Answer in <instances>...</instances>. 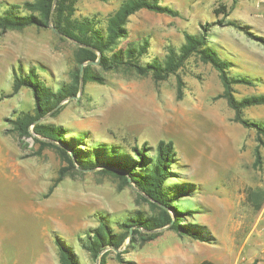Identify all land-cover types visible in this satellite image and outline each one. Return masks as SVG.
Here are the masks:
<instances>
[{
    "label": "rangeland",
    "instance_id": "1",
    "mask_svg": "<svg viewBox=\"0 0 264 264\" xmlns=\"http://www.w3.org/2000/svg\"><path fill=\"white\" fill-rule=\"evenodd\" d=\"M0 0V13L12 3ZM126 0H77L75 16L93 17L106 31L108 18ZM179 15L141 9L132 14L116 49L140 48L149 40L140 62H165L171 49L179 52L186 33L209 28L212 46L231 61L230 74L248 75L253 84H234L236 96L264 94V0H159ZM223 3L229 15L215 13ZM26 12V11H24ZM236 21L234 25L218 24ZM78 46L61 38L53 26L0 29V264H62L60 246L71 249L81 264H198L212 258L220 264H264V204L257 211L248 201L251 189H264V135L234 120L235 111L221 96L224 86L211 64L192 54L177 72L162 80L150 73L120 67L105 71L103 80L83 82L78 97L63 100L40 119L63 128L65 140L84 150L121 149L147 143L155 149L162 139L174 142L177 157L172 190L183 189L178 206L192 211L190 223L205 240L181 235L167 227L147 242L108 248L96 258L84 247L87 234L104 216L119 231L137 210L158 215L134 185L94 170L69 173L57 148L39 150L32 137H22L12 118L33 109L34 94L23 87L13 93L16 68L36 66L57 88L72 81L79 64ZM180 80L182 83L180 84ZM59 108H61L59 111ZM246 117L264 123V104L245 109ZM32 125L30 128L33 129ZM178 188V189H176ZM173 217L176 213L171 210Z\"/></svg>",
    "mask_w": 264,
    "mask_h": 264
},
{
    "label": "trees",
    "instance_id": "2",
    "mask_svg": "<svg viewBox=\"0 0 264 264\" xmlns=\"http://www.w3.org/2000/svg\"><path fill=\"white\" fill-rule=\"evenodd\" d=\"M77 0H26L21 3H12L0 13L1 31L23 29L29 26L47 28L53 24L54 29L61 38H71L78 46L77 59L79 64L87 62L82 72L80 65L72 73V81L55 88L49 85L37 71V67H31L27 72L19 65L14 73L13 93H17L23 87L32 90L34 94L33 109L25 111L12 118L11 123L15 131L22 137H32L38 144L39 150L45 147H54L59 150L67 165L59 170V179L75 172L84 173L94 170L104 175L117 178L122 184L134 185L138 193L145 200L159 208L158 215L147 216L143 211L137 210L125 220L117 222L119 231L113 228L114 222H110L104 216L99 218V224L87 234L83 245L94 258L108 248L119 249L130 237V243L135 241L147 242L161 235V230L167 227L181 235L205 240L201 231L191 223L192 211L181 210L178 201L183 189L172 190L170 181H175L174 165L176 164L177 151L172 140H160L154 148L147 143L141 146L135 145L129 151L121 149L84 150L73 143V140H65L63 128L59 125L40 121L50 111L59 107L65 99H72L78 95L81 79L84 84L90 80H103L96 73L94 61L101 69L110 71L120 67L134 69L142 75L152 74L155 79L167 78L170 73H175L183 66L192 55L198 54L200 59L211 63L219 72L224 86L221 96L228 100L234 109V120L246 127L255 128L259 133L258 140L263 143L264 123L250 119L245 115V109L252 105L264 104V94L250 95L243 98L236 96L234 84H253L248 75H232L230 68L232 63L223 57L211 44L209 28L202 27L199 34L186 33V42L177 53L173 49L165 62L155 59L146 64L141 63L140 56L146 53L149 40H146L140 48L129 46L127 49H116L117 41L128 35L126 24L129 17L141 9H151L158 12H166L171 15H179L177 10L169 6H163L159 0H126L121 7L108 18L106 31L103 32L97 26L98 22L93 17L77 18ZM26 11V12H24ZM228 6L221 3L215 8V13L229 15ZM234 25L243 29L236 21L222 18L218 24ZM253 38L264 45V37L257 36L247 31ZM182 80H180V84ZM59 108L56 111H59ZM33 129L31 130V126ZM178 189V188H176ZM248 201L253 208L259 211L264 204V189H251L248 193ZM171 210L176 213L173 217ZM60 246V260L62 264H81L76 254L64 245ZM102 255L100 264H105V255ZM198 264H220L211 259H203ZM256 264V261L253 263Z\"/></svg>",
    "mask_w": 264,
    "mask_h": 264
},
{
    "label": "water",
    "instance_id": "3",
    "mask_svg": "<svg viewBox=\"0 0 264 264\" xmlns=\"http://www.w3.org/2000/svg\"><path fill=\"white\" fill-rule=\"evenodd\" d=\"M50 25L53 26L52 23H51ZM84 66H85V64H82V66H81V72H82ZM82 86H83V78L81 79L80 90L82 89ZM77 97H78V96H75L74 98H77Z\"/></svg>",
    "mask_w": 264,
    "mask_h": 264
},
{
    "label": "crops",
    "instance_id": "4",
    "mask_svg": "<svg viewBox=\"0 0 264 264\" xmlns=\"http://www.w3.org/2000/svg\"><path fill=\"white\" fill-rule=\"evenodd\" d=\"M208 259H211V260H213L212 258H209V257H208ZM213 261H215V260H213ZM215 262H217V261H215ZM217 263H219V262H217Z\"/></svg>",
    "mask_w": 264,
    "mask_h": 264
}]
</instances>
